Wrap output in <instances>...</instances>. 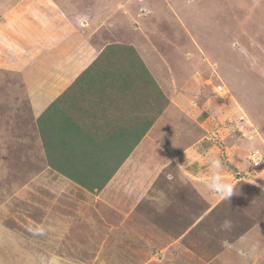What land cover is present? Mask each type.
I'll list each match as a JSON object with an SVG mask.
<instances>
[{
  "label": "rangeland",
  "instance_id": "374dc122",
  "mask_svg": "<svg viewBox=\"0 0 264 264\" xmlns=\"http://www.w3.org/2000/svg\"><path fill=\"white\" fill-rule=\"evenodd\" d=\"M51 104L135 138L101 188L48 167ZM256 150L264 0H0V264H264ZM209 154L228 201L197 174Z\"/></svg>",
  "mask_w": 264,
  "mask_h": 264
},
{
  "label": "trees",
  "instance_id": "16d2710c",
  "mask_svg": "<svg viewBox=\"0 0 264 264\" xmlns=\"http://www.w3.org/2000/svg\"><path fill=\"white\" fill-rule=\"evenodd\" d=\"M57 111L55 105L51 104L44 110L42 116L37 118L42 129L44 154L48 167L51 171L75 180L90 190L101 188L117 169L118 162L125 158L131 150L135 138L130 136L127 127L115 126L117 119L109 117L104 122L103 128L106 129L103 132L104 136L98 140L95 138L96 136L90 135L84 128L79 127L78 122L71 121L72 119L67 115H60ZM45 116H51L47 124L41 122ZM128 120L132 121V119ZM113 122L115 124L110 127L113 128L110 131L108 126ZM70 125L72 129L78 128L79 131L70 133ZM73 137L75 140L79 138L80 146L78 148L70 145V140ZM100 144H103L102 149H96L95 145L99 146ZM223 204L212 207L210 215ZM227 204L226 202L225 205ZM226 211L228 210L224 207L223 212Z\"/></svg>",
  "mask_w": 264,
  "mask_h": 264
},
{
  "label": "clouds",
  "instance_id": "9594fccd",
  "mask_svg": "<svg viewBox=\"0 0 264 264\" xmlns=\"http://www.w3.org/2000/svg\"><path fill=\"white\" fill-rule=\"evenodd\" d=\"M201 159L204 160L210 168L208 176L203 181L206 189L219 196L221 200L228 201L236 191V185L223 177L222 170L224 165L222 160L212 154L204 156ZM259 162L260 161L257 160V163ZM225 227H228L227 223Z\"/></svg>",
  "mask_w": 264,
  "mask_h": 264
},
{
  "label": "crops",
  "instance_id": "0c3cea01",
  "mask_svg": "<svg viewBox=\"0 0 264 264\" xmlns=\"http://www.w3.org/2000/svg\"><path fill=\"white\" fill-rule=\"evenodd\" d=\"M62 21H63L64 29H66V23H65L66 21H65V20H62ZM67 31H68V30H67ZM201 163H203V162H201ZM206 165H207V167L205 168ZM208 167H209V166H208V164H206V163L200 164L199 166L196 167V168H198V170H197V174L200 173V171H201L202 169H203L202 172L206 171L207 169H209ZM222 172H223V173H228L227 171L225 172L224 169L222 170ZM58 259H59V258L55 259L54 261H55V262H58V261H57ZM70 264H75V263H74V262H70Z\"/></svg>",
  "mask_w": 264,
  "mask_h": 264
},
{
  "label": "built area",
  "instance_id": "2783aa9c",
  "mask_svg": "<svg viewBox=\"0 0 264 264\" xmlns=\"http://www.w3.org/2000/svg\"><path fill=\"white\" fill-rule=\"evenodd\" d=\"M254 159H255L254 162H255L256 164H258V165L264 163V155L261 156L257 150H256V153L254 154ZM257 160H259L260 162L257 163Z\"/></svg>",
  "mask_w": 264,
  "mask_h": 264
}]
</instances>
